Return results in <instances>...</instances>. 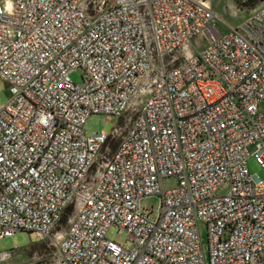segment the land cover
Wrapping results in <instances>:
<instances>
[{"label":"built area","instance_id":"2783aa9c","mask_svg":"<svg viewBox=\"0 0 264 264\" xmlns=\"http://www.w3.org/2000/svg\"><path fill=\"white\" fill-rule=\"evenodd\" d=\"M212 16L204 0L0 5V239L44 240L72 206L60 264H264V5L221 36ZM133 105L95 163L115 127L85 118Z\"/></svg>","mask_w":264,"mask_h":264},{"label":"rangeland","instance_id":"374dc122","mask_svg":"<svg viewBox=\"0 0 264 264\" xmlns=\"http://www.w3.org/2000/svg\"><path fill=\"white\" fill-rule=\"evenodd\" d=\"M9 0H0V5ZM208 10L212 13L211 24L213 30L218 36L224 35L229 29H236L243 21L264 5V0H204ZM205 44V38L201 34L194 35L181 50L172 54L173 57L179 59L190 54L195 50H199ZM79 70H73L67 78L73 85L79 83ZM7 99L6 85L0 80V106ZM141 96L136 97L134 103L138 102ZM138 104V103H137ZM135 105L129 109L118 120L114 117H105L102 115H89L85 118L82 130L85 133H95L106 130V126L115 127V133L112 138L118 139L122 133L126 121L132 117ZM97 163H99L97 161ZM246 171L249 175L260 177L261 173L258 167L251 159L245 160ZM163 189L173 186V180L169 179L161 183ZM157 206L155 197H144L138 202L140 210L154 212ZM72 206H69L64 212L63 217L54 227L51 235L42 240L41 243H33L34 240L29 239L25 234L17 233L11 237L0 239V254H5L2 264H60L59 258L53 248L51 241L57 239L65 226L67 225L72 213ZM105 237L117 244H122L125 235L122 231L108 229Z\"/></svg>","mask_w":264,"mask_h":264},{"label":"trees","instance_id":"16d2710c","mask_svg":"<svg viewBox=\"0 0 264 264\" xmlns=\"http://www.w3.org/2000/svg\"><path fill=\"white\" fill-rule=\"evenodd\" d=\"M116 142H117V140L114 141L113 138L108 139V140L106 141V143H105L106 152H104V151L101 149V150H100V153L98 154V156H97V158H96V160H95V163H97V161H98V162L101 161V160H102V157H104V156H108V155L113 151V149H114V147H115V145H116ZM68 207H69V206H68ZM68 207H66V208L64 209V211H63L62 214L60 215L59 220L63 217L64 212L66 211V209H67ZM59 220H58V221H59ZM57 223H58V222H57ZM41 241H42V240H41ZM41 241H37V242H33V243H41Z\"/></svg>","mask_w":264,"mask_h":264},{"label":"clouds","instance_id":"9594fccd","mask_svg":"<svg viewBox=\"0 0 264 264\" xmlns=\"http://www.w3.org/2000/svg\"><path fill=\"white\" fill-rule=\"evenodd\" d=\"M8 7H9V10H10L11 9V3H9Z\"/></svg>","mask_w":264,"mask_h":264}]
</instances>
